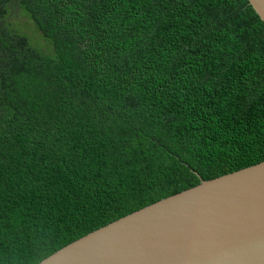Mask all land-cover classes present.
I'll use <instances>...</instances> for the list:
<instances>
[{"label": "trees", "instance_id": "16d2710c", "mask_svg": "<svg viewBox=\"0 0 264 264\" xmlns=\"http://www.w3.org/2000/svg\"><path fill=\"white\" fill-rule=\"evenodd\" d=\"M261 162L264 23L248 0H0V264Z\"/></svg>", "mask_w": 264, "mask_h": 264}, {"label": "water", "instance_id": "95a60500", "mask_svg": "<svg viewBox=\"0 0 264 264\" xmlns=\"http://www.w3.org/2000/svg\"><path fill=\"white\" fill-rule=\"evenodd\" d=\"M264 23V0H248ZM38 264H264V162L162 199Z\"/></svg>", "mask_w": 264, "mask_h": 264}, {"label": "rangeland", "instance_id": "374dc122", "mask_svg": "<svg viewBox=\"0 0 264 264\" xmlns=\"http://www.w3.org/2000/svg\"><path fill=\"white\" fill-rule=\"evenodd\" d=\"M9 20L16 29L20 30L32 39L30 40V42L33 45L34 43H36L43 48H49L48 44L44 40H42L38 30L35 28L32 22L26 16H24V14H22L21 10L14 11L11 14Z\"/></svg>", "mask_w": 264, "mask_h": 264}]
</instances>
